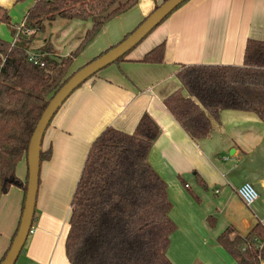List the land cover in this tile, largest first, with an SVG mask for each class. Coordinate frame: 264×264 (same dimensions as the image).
Here are the masks:
<instances>
[{
	"label": "crops",
	"instance_id": "crops-1",
	"mask_svg": "<svg viewBox=\"0 0 264 264\" xmlns=\"http://www.w3.org/2000/svg\"><path fill=\"white\" fill-rule=\"evenodd\" d=\"M164 1L139 0L131 10L109 21L74 59L71 72L121 43ZM19 2L0 0V22L3 12L10 16ZM34 4L35 0H28L20 22L10 16L17 24L15 29L23 26ZM56 21L47 23L46 30ZM65 23L60 36L53 37L46 30L38 33L43 37L33 41L30 54L36 56L46 40L57 56L73 54L92 23ZM14 39L12 35L6 41ZM249 39L264 41V0H189L122 61L78 88L45 133L42 151L50 150L51 158L41 164L32 231L16 264H70L65 245L71 202L91 146L107 128L135 133L145 114L161 130L149 162L168 185L170 216L177 226L168 250L170 260L174 264H238L217 239L229 227L247 235L257 223L264 225V122L253 112L223 110L219 120L212 119L209 136L194 140L170 114L164 100L178 91L187 95L177 76L183 66H243ZM163 43V63L141 62ZM254 94L264 105V89ZM16 175L23 183L27 181L26 158L18 164ZM246 182L260 194L251 207L237 194ZM24 198L19 187L0 192V262L20 224Z\"/></svg>",
	"mask_w": 264,
	"mask_h": 264
},
{
	"label": "trees",
	"instance_id": "trees-1",
	"mask_svg": "<svg viewBox=\"0 0 264 264\" xmlns=\"http://www.w3.org/2000/svg\"><path fill=\"white\" fill-rule=\"evenodd\" d=\"M138 3L35 0L20 30L12 26L8 12H3L1 21L11 26L15 39L0 40L2 194L13 186L23 189L25 206L29 172L23 183L16 169L23 158L28 159L29 145L44 111L65 83L87 65L71 72L74 59L85 46L109 21ZM58 18L90 21L92 27L80 47L67 57L57 56L52 43L46 40L35 63L31 44L38 33L46 30L47 23ZM165 48V43L154 48L141 62L163 63ZM177 76L187 95L175 92L164 100V105L194 140L209 136L212 119L219 120L223 110L253 112L264 122V105L254 94L264 89V41L248 40L243 66L189 65L183 66ZM160 133L156 122L145 114L135 133L107 128L93 142L71 202L65 245L70 264H174L168 250L177 226L170 216L168 185L149 162ZM50 158V150L42 151L41 164ZM217 242L238 264H264V225L260 222L247 235L229 227Z\"/></svg>",
	"mask_w": 264,
	"mask_h": 264
},
{
	"label": "water",
	"instance_id": "water-1",
	"mask_svg": "<svg viewBox=\"0 0 264 264\" xmlns=\"http://www.w3.org/2000/svg\"><path fill=\"white\" fill-rule=\"evenodd\" d=\"M188 0H166L129 37L76 72L52 98L32 136L28 150V188L17 235L1 264H16L32 231L40 184L41 153L45 133L53 118L70 96L103 69L115 64L142 43L176 9Z\"/></svg>",
	"mask_w": 264,
	"mask_h": 264
},
{
	"label": "rangeland",
	"instance_id": "rangeland-1",
	"mask_svg": "<svg viewBox=\"0 0 264 264\" xmlns=\"http://www.w3.org/2000/svg\"><path fill=\"white\" fill-rule=\"evenodd\" d=\"M28 0H24L22 2H19V5L16 7L15 10L12 11V13L10 14V16L14 17V21L16 22H20L21 19L23 18V10H24V6L25 4H27ZM64 21V22H63ZM13 21H11V24L12 26L14 27V25H17L16 23L14 24V22L12 23ZM0 23H3L2 21ZM5 23H3V25L1 26L0 25V38L1 40H10L12 38V32H11V26H6L4 25ZM65 20H57L51 27H48L46 32L47 33H50V34H53V37H56V36H60V30L63 29V26H65ZM10 27V28H9ZM20 30V27L19 29ZM49 31V32H48ZM37 36V35H36ZM39 36V40L43 37L42 35H38ZM38 36L35 38V39H38ZM47 37V35H46Z\"/></svg>",
	"mask_w": 264,
	"mask_h": 264
},
{
	"label": "built area",
	"instance_id": "built-area-1",
	"mask_svg": "<svg viewBox=\"0 0 264 264\" xmlns=\"http://www.w3.org/2000/svg\"><path fill=\"white\" fill-rule=\"evenodd\" d=\"M32 60L37 63V58L35 56L32 57ZM237 194L243 201V203L248 207L253 206L260 199L258 190L250 182H246L241 187H239L237 190Z\"/></svg>",
	"mask_w": 264,
	"mask_h": 264
}]
</instances>
